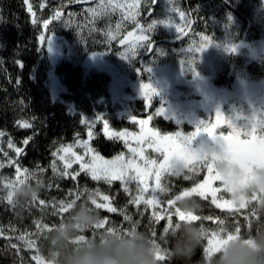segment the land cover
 Instances as JSON below:
<instances>
[{"label":"trees","instance_id":"16d2710c","mask_svg":"<svg viewBox=\"0 0 264 264\" xmlns=\"http://www.w3.org/2000/svg\"><path fill=\"white\" fill-rule=\"evenodd\" d=\"M129 5H135V8H129ZM29 6L32 12H29ZM93 9L96 11H91ZM129 12L135 13L134 19L128 18ZM181 12L184 13L183 19ZM57 13L59 18H55ZM153 20L168 21L169 24L158 23L152 31L145 32L149 40L139 41V47L128 55L125 45L133 40L128 34L138 37L140 28L146 29ZM45 21H51L48 29L43 27ZM178 27L183 28L186 35L178 33ZM205 35L210 38V46L199 53L196 49L206 43L201 40ZM41 36L45 37L43 42ZM50 36H57L67 44L55 64L46 46ZM259 41L264 42L263 0H0V132L4 133L0 137V163L4 164L0 168V264H36L32 257L37 254L44 258L41 245L47 230L37 237L35 221L53 227L68 214L54 216L53 202L69 200L72 198L69 193L77 190L83 193V200L87 194L85 188L90 191L99 188L102 194L110 196L111 206L118 209L116 213L98 210L100 218L109 221L106 227L131 229L135 226L136 231L149 235L163 252L168 253L165 261L158 264H178L170 256V245L164 239L167 218L158 223L151 221L154 209L145 208L143 203L139 208L130 204L129 194L124 193L119 181L108 185L103 181H92L84 173L73 181L59 174L63 171V163L58 159L59 171L54 173L52 153L80 140L87 141L106 160L121 154L129 159L125 139H109L104 122L109 125L108 132L136 134L140 126L132 121V117L140 120L151 116L149 128L161 135L177 131L185 135L192 133L197 124L175 123L171 118L157 115L156 109L163 105L159 99L156 96L145 99L139 89L133 90L131 86L151 81L156 75L155 70L162 67L189 80L195 76L191 66L199 76L211 77L216 88L230 89L237 78L264 84V55L255 58L251 55L252 43ZM232 48H235L234 52ZM192 61H195L194 65ZM118 76L125 81L123 91L132 98L114 99L113 85ZM53 80L58 86L52 85ZM182 87L179 85L181 91ZM199 114L203 119L202 111ZM204 118L208 119L207 115ZM21 122L30 127H21ZM215 132L228 135L231 131L224 123ZM26 139L28 143L25 145ZM9 140L22 149L19 157L8 148ZM73 150L84 154L83 148L74 147ZM145 155L162 160L160 154L151 148L145 151ZM10 159L22 169H28L19 180L28 177L32 184L39 181L41 185L39 199L23 208L9 205L6 200L8 190L3 188V182L18 183L16 165H9ZM85 159L89 158L85 156ZM78 170L79 165L74 164L68 171ZM206 174V170H201L195 175L188 174L192 178L185 180L184 176L164 173L161 183L168 191L158 193L161 209L167 208L169 198L202 182ZM154 183V177L150 178V187ZM214 186H220L219 182ZM129 187L135 195V183ZM218 195L229 199L226 193ZM41 199L45 205L39 204ZM197 199L201 204L199 216L202 218L223 219L224 227L229 231H234L238 222L241 235L252 229L255 217L247 208L229 212L212 205L211 197ZM122 212L131 220L125 221ZM176 222L179 221L173 216V226ZM194 223L208 232L219 227L208 219ZM100 231L103 230H96ZM153 231L155 236H152ZM92 233H85L86 239L93 238ZM22 234H26L24 240L19 239ZM29 238L36 241L35 248L27 247L25 241ZM206 245L204 239L188 264H206L203 252Z\"/></svg>","mask_w":264,"mask_h":264},{"label":"snow or ice","instance_id":"6c2138e0","mask_svg":"<svg viewBox=\"0 0 264 264\" xmlns=\"http://www.w3.org/2000/svg\"><path fill=\"white\" fill-rule=\"evenodd\" d=\"M138 2V0H137ZM155 2V0H154ZM107 7L106 5L104 6ZM115 7V6H114ZM129 8H135V5H129ZM95 12L96 10H91ZM29 12H32L31 6H29ZM34 14V13H33ZM128 18L134 19L135 13L129 12ZM151 15V13H149ZM181 19L184 18V13H180ZM55 18H59V13L56 14ZM51 21H45L43 27L48 29ZM158 23H163L166 26L169 24L168 21H155L153 20L148 27L140 28L141 34L136 37L137 41H146L149 40V36L145 35V32L152 31ZM176 31L178 33L184 32L183 28H177ZM129 37L133 36V33L128 34ZM41 42L44 41L45 37H40ZM201 40L206 42L199 46L196 51L202 53L206 50L207 46H210V38L208 36H201ZM49 41V40H48ZM151 45H149V49ZM192 51V49H189ZM231 51H235V48H232ZM122 59L125 56H121ZM183 65V61L181 62ZM192 65L195 64V61L191 62ZM191 71L195 73L194 66L190 67ZM150 71V69H147ZM139 74V73H138ZM141 95L145 99H150L151 97L148 95L151 92L153 95H158L156 89L150 83H141L140 85ZM165 109L160 107L156 109L157 115H164ZM221 114L217 112L216 114V122L215 124L202 123L201 126H198L195 131L190 134H183L182 132H175L174 134L169 135H161L159 131L148 128L147 125L151 116L148 119H140L137 120L135 117H132V121L134 123L139 124L140 133L139 135L135 133H129L127 131L122 132H108V123L104 122L105 134L109 139L114 137L124 139L125 137L131 136L136 141V147H129L128 151L132 154V158L125 160L123 154L117 155L114 159L106 160L98 153L95 152L93 148L90 147L87 141L78 140L75 145L61 146L57 151L53 152L52 155L55 158L52 162V170L54 173L58 172V167L56 164V160L58 159L63 163V171H60V175L62 177H70L73 181H76L77 177L84 173L90 176L92 181H103L105 184L111 185L114 181H119L123 187L124 193L129 194V203L137 206L143 205L145 208H152L154 211L151 214V221L160 222L167 218V227H165L164 232L168 233L169 230L173 229L174 226H177L180 222H196L201 219H208L213 223H217L219 225L217 230H213L208 232L204 227H201L202 231L205 233V239L207 241L206 247H204L203 252L206 258H208L209 254L212 251L218 250L219 247L226 243L228 240L233 239L234 237H238L241 235V228L239 223L237 222V226L234 231L227 230L224 225L225 221L223 219L213 220V217L208 216L206 218H202L199 215H191L185 216L184 213L180 211L179 208L175 207V199L169 198L167 203V208L161 209L162 201L158 197V193H165L168 191L166 185H162L161 177L164 173L171 174V161L180 157L185 159L186 168L188 169V174H198L201 170H206V176H204L202 182L196 183L194 187L190 189L181 191V194L192 193L197 195L203 200H208L211 197V204L214 205L218 209H227L229 212L239 211L230 200L224 199L222 195H218L224 193V190L221 186V179L218 174L215 173L213 165L206 162V158L199 156L196 154L194 150L190 151L191 145L193 141H195L198 137L206 136L210 141L214 143L220 144L222 148H224L229 156H231L237 163H239L242 167H247L251 165H261L264 166V120H261L257 123H251V125H247L244 128L237 127L233 123L229 122L228 127L232 130L228 135H224L223 133L217 135L215 134V129L221 124ZM103 119V118H97ZM21 127L27 128L30 125L26 122L20 123ZM259 128V132L257 129ZM4 135L3 132H0V137ZM89 138H91L92 133L89 131ZM241 136L244 138L241 139ZM25 145L28 143V140H24ZM127 140H125V144H127ZM146 144L147 147L153 149V151L160 154L162 160L150 159L145 155L144 148L142 145ZM74 147H80L84 149V154H77L76 151L73 150ZM8 148L13 149L17 155L20 156L22 153V149L16 147L11 140L8 141ZM60 153H63L62 155ZM7 155V153H5ZM85 156L89 157V159H85ZM135 157H139V160L142 163H138ZM9 165L15 164V173L17 176V182H20L19 176L28 173V169H22L19 164L15 160H9ZM74 164L79 165V170L75 172H69V169L73 168ZM4 167L3 163H0V168ZM185 175L184 179H191L192 176ZM154 177V186L150 187L149 180ZM135 183V195H132V189L129 187L131 183ZM216 182H219L220 186H214ZM39 184V181H38ZM15 183L12 181H4L3 188L7 189L6 200L9 205H13V188ZM84 192L92 195L94 198L91 199L90 203L93 208L98 212L100 209H105L107 212L116 213L118 209L116 207L111 206L110 204V196L107 194H102L100 189L97 188L95 191H90L87 188L84 189ZM150 193V195H146ZM82 195L79 190L75 193L70 192L69 196L72 198L69 200H59L58 202H53L52 207L54 209L53 215L67 213L68 210L72 207L73 204L77 202H82ZM97 198L103 202H98ZM44 200H39L40 205H45ZM155 209H161L160 211H155ZM174 209V211H171ZM123 214V219L125 221H130L131 217L126 213ZM173 216H175L179 222H176L173 226ZM109 221L107 218H103L100 222L95 226L96 230H103L100 232L94 231L92 233L93 238L98 233H103L105 231L115 232L117 230L122 231L124 233H128L130 231H136V227L133 226L131 229H121L116 226H108ZM35 226L37 232L35 235L38 237L45 230L51 231L52 227L47 224H42L40 221H35ZM26 234H22L19 239L24 240ZM31 237L32 234H27ZM152 236H155V232H152ZM85 235H82L76 241L77 243L81 241H87ZM154 243L155 240H153ZM28 248H35L36 241L34 239L29 238L25 241ZM157 246V256L156 259L158 262L165 261L167 252H163L159 244L156 243ZM15 247V245H13ZM39 250L37 249V252ZM33 260L36 261V264H46L45 259L37 254L32 257Z\"/></svg>","mask_w":264,"mask_h":264},{"label":"clouds","instance_id":"9594fccd","mask_svg":"<svg viewBox=\"0 0 264 264\" xmlns=\"http://www.w3.org/2000/svg\"><path fill=\"white\" fill-rule=\"evenodd\" d=\"M206 158L221 179L228 200L237 208H247L255 217L252 229L234 237L212 251L206 264H264V166L242 167L218 143L202 136L193 141L190 151ZM185 159L179 156L171 161L172 176H185L188 169ZM13 203L23 208L37 201L40 184H32L28 177L13 188ZM86 194L75 203L51 231L45 233L41 253L46 264H158L157 246L153 239L140 231L98 233L94 238L77 243L85 233L96 231L101 218ZM198 196L192 193L177 194L175 207L185 216L199 215ZM170 245V256L178 264H188L192 255L205 239V233L194 222H181L164 237Z\"/></svg>","mask_w":264,"mask_h":264},{"label":"rangeland","instance_id":"374dc122","mask_svg":"<svg viewBox=\"0 0 264 264\" xmlns=\"http://www.w3.org/2000/svg\"><path fill=\"white\" fill-rule=\"evenodd\" d=\"M131 38L133 40L125 45V52H129L128 55H132L133 51L139 47V41L135 37ZM48 40L46 46L53 64H55L67 44L57 36H50ZM252 50L251 55L254 56L252 58L264 55V42L252 43ZM155 74L151 81L144 83H150L156 89L158 95H153L151 92L148 95L156 96L159 99L160 104H163L162 107L165 109L163 116L171 118L175 123L187 121L184 123L197 124L196 128L201 126L202 123L215 124L217 112L222 117L219 126L224 123L228 125L231 122L237 127L244 128L247 125L250 126L251 123L264 120V84L253 83L245 78H237L230 89L216 88L211 77L208 76L195 75L187 80L177 72L163 67L155 70ZM52 85L56 87L58 82L56 83V80H53ZM125 85L124 79L118 76L112 91L115 100L119 97L125 100L132 98L131 94L127 95L123 91ZM140 85L141 83L131 87L133 90L135 88L139 89V93H141ZM179 85L183 86L182 91L179 89ZM201 111L204 114V120L201 119L199 114ZM206 115L211 120L204 118ZM147 127L149 128V125ZM230 131L232 130L230 129ZM257 132H259V128ZM139 133L140 131L136 134L139 135ZM124 139L128 141L127 151L129 147L137 146L136 141L131 136ZM141 147L144 148V152L149 149L146 144ZM128 153L129 159L132 158V154L129 151ZM135 159L139 163V157H135ZM125 160L128 159L125 158Z\"/></svg>","mask_w":264,"mask_h":264}]
</instances>
